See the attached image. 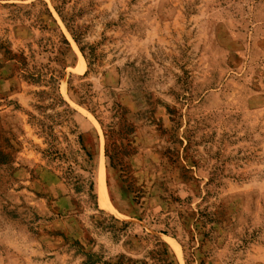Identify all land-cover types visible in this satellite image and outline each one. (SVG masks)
Instances as JSON below:
<instances>
[{"label":"rangeland","instance_id":"obj_1","mask_svg":"<svg viewBox=\"0 0 264 264\" xmlns=\"http://www.w3.org/2000/svg\"><path fill=\"white\" fill-rule=\"evenodd\" d=\"M0 264H264V0H0Z\"/></svg>","mask_w":264,"mask_h":264},{"label":"trees","instance_id":"obj_2","mask_svg":"<svg viewBox=\"0 0 264 264\" xmlns=\"http://www.w3.org/2000/svg\"><path fill=\"white\" fill-rule=\"evenodd\" d=\"M49 16L51 17L52 21L55 23L54 19L52 18L51 14L49 13ZM59 36L61 38V43L68 45L67 40L63 36L62 33H59ZM89 111L94 115V117L98 120L103 135L105 137V147H104V155L107 158L108 164L111 167H114L115 165L122 164L120 162L119 158V152L117 147L119 146L113 137H115V133L117 134V131L115 130L114 126L115 124L111 121L109 123H105L103 119H101L100 112L97 113L96 109H93L89 107ZM87 192L88 194L93 198L94 202H96V193L94 191V181L92 177L87 182ZM163 253H166V250L163 251Z\"/></svg>","mask_w":264,"mask_h":264},{"label":"bare ground","instance_id":"obj_3","mask_svg":"<svg viewBox=\"0 0 264 264\" xmlns=\"http://www.w3.org/2000/svg\"><path fill=\"white\" fill-rule=\"evenodd\" d=\"M98 199H99V202L103 205L104 204V200H105V194H104V189L102 188L101 181H100V186H99V189H98Z\"/></svg>","mask_w":264,"mask_h":264}]
</instances>
